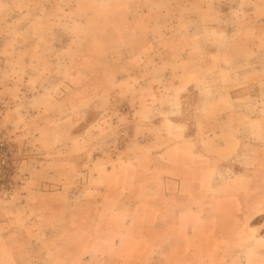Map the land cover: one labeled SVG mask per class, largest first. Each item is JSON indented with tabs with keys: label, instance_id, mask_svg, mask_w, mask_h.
<instances>
[{
	"label": "crops",
	"instance_id": "crops-1",
	"mask_svg": "<svg viewBox=\"0 0 264 264\" xmlns=\"http://www.w3.org/2000/svg\"><path fill=\"white\" fill-rule=\"evenodd\" d=\"M168 1L0 0V136L18 142L21 150L26 148L25 153L36 151L45 157L39 169L44 178L19 176L20 180L12 182L8 190L0 191V264H19L22 255L30 256L36 249L42 250L48 264L62 260L55 248H42L37 228L29 223L21 225L18 220L26 211L50 225L66 217L72 203L62 177L67 168L63 163L58 165L54 156L67 154V149L78 143L73 153H81L80 143L88 128L110 116L117 101H125L121 109L139 116L148 130L143 154L173 155L170 166L157 164L155 168L163 175L170 172L172 176L167 180L177 186H183L184 177L190 173L195 181H205L214 152L215 175L207 179L206 185L219 188L220 194L193 192L183 208L199 212L206 219L211 216L216 234H226L227 227L222 228V222L228 218L224 208L230 201L243 212L244 199L225 191L229 181L222 163L233 155L240 160L246 157V168L232 178L248 176L253 186V174L260 166L257 171L250 167L264 161V142L258 141H264V0H190L200 9L201 18L184 24L163 18L169 10ZM130 39L143 44L139 51L132 50ZM118 41L121 53L117 54ZM90 42L94 44L92 48ZM132 81L137 93L129 96ZM201 86L209 91L203 98L204 129L198 125L197 132L190 133L191 121L180 118L183 103L179 98L181 92ZM91 104L95 108L93 120L89 119ZM84 124H88L87 130L74 132ZM68 136L73 139L72 145ZM197 138L220 139V143L213 150L200 152L194 141ZM170 139L179 141L171 144ZM199 155L204 157L203 168L196 164ZM186 157L194 164L191 162L185 168L186 174H182L181 160ZM26 162L22 171H26ZM110 164L96 163L95 188L102 193L95 205L113 203L108 189L98 185L105 167L108 174L116 168L111 169ZM41 187L47 190L44 204L40 203ZM118 202L131 210L127 215L140 219L150 210L156 219L163 221L167 217L159 208L146 204L147 196L132 193V189L125 188ZM103 215L92 217L101 219ZM258 217L264 218L262 211L251 219ZM131 227L132 222L124 223L123 233L131 234ZM147 229L144 226L137 231L140 237L133 244L121 245L133 250L122 260H112L106 252L91 251L93 257L75 263L145 264ZM49 236L44 237L47 242L51 241ZM255 236L264 242V230ZM156 245L157 250L166 247ZM171 262L207 264L203 258L186 256ZM234 263L245 261L241 258ZM252 264L264 261L254 259Z\"/></svg>",
	"mask_w": 264,
	"mask_h": 264
},
{
	"label": "rangeland",
	"instance_id": "rangeland-1",
	"mask_svg": "<svg viewBox=\"0 0 264 264\" xmlns=\"http://www.w3.org/2000/svg\"><path fill=\"white\" fill-rule=\"evenodd\" d=\"M189 1L183 0L174 5L173 0H169L168 17L164 16L163 18H169L173 21L179 20L183 24L187 20L198 21L201 18V11ZM258 13L262 16V9L258 10ZM140 30L143 31L141 25ZM130 40L132 50L134 52L139 51L143 44ZM118 43L120 42H116L115 50L117 54L121 53ZM88 44L91 48L94 45L93 42ZM107 46L108 44L105 43V47ZM92 56V60L95 61V56ZM159 79H157L158 82ZM130 84L129 96H134L137 93V86L133 81ZM169 93L172 94L173 92ZM205 94H209V91H205L203 86L196 90L193 88L190 91H183L180 94L179 99L183 103V113L180 118L184 121H191L190 133L197 132L198 125L200 130L204 129L203 98ZM124 103L125 101H117L116 107L112 108V112L109 113L110 116H106L107 119L105 117L96 125L93 124L88 130L85 128L88 124L74 129L75 133L87 130L86 136L80 143L81 153L78 155L73 153L76 150L74 148L79 145L78 143L71 149H67V154L54 156L58 165L63 163L67 168L62 177L68 185L67 189L70 190L72 203L68 205L66 217L58 218L50 225L43 218L33 217L32 211H26L24 217L18 220L20 224L28 226L29 223L39 230L40 239L38 240L42 248H46V246L55 248L57 255L62 259L57 264H76L75 262L82 258L93 257L91 251L101 254L106 252L112 260H122L127 253L133 252V250L125 249L121 245L136 242L140 237L137 236V231L144 226H148L146 241L149 244L147 257L144 260L145 264H172V260H179L183 256L190 259L203 258L207 264H219L223 260L228 261L227 264H235L236 259L241 258L244 259L245 264H252L254 259L264 261V242L259 241L255 236L260 230H264V218L251 219V216L259 211L264 214V171H261L263 169L260 170V168H264V161L260 164L254 163L250 167L257 171L258 165L260 166L259 171L253 174L255 175V185L253 186L249 183L248 176L232 178L234 175H238V172H241L243 168H246V157L240 160L233 155L222 163L229 181V185L224 190L229 196L238 195L244 199V214L239 212L240 209L236 207L234 201H230L224 208L228 218L224 223L222 222V228L227 227L226 234H216L215 222L211 216L206 219L199 212L190 213L183 208L186 200L189 199V195L193 192L205 190V192L209 191L212 196L220 194L219 188L210 189L206 185L207 179L213 178L215 175L213 171L216 163L214 152L211 153L212 169L207 172L205 181H195L193 174L190 173L184 177L183 186H177L167 180L172 176L170 172H165L163 175L161 171L157 172L155 168L157 164L170 166L173 162V155L170 153L162 156L143 154L144 147L147 145L148 130L145 125L141 124L139 116L121 109ZM91 108L93 109L89 119L93 120L95 119V108L92 104ZM72 141L71 136H68L69 145H72ZM169 141L172 144L179 140L170 139ZM194 141L197 151L200 152L213 150L220 143V139L215 138L206 140L197 138ZM258 141L264 142L260 138ZM0 142H4L8 148L10 163L9 173L0 180V191L8 190L12 182L20 180L19 176L24 177L33 174L35 178L42 179L45 177L44 173L39 171L45 158L41 153L36 151L25 153L26 148L21 150L18 142L9 137L0 136ZM201 156L199 155V163L196 164H200L199 166L203 168L202 159L204 157ZM125 158L128 159L124 164L123 159ZM23 161H27L25 163L27 164L26 171H22ZM98 161L102 162L103 165L111 163L109 165L111 169L116 167L110 171L111 175L108 174L109 171L105 167V170L101 171V182L98 184L99 188L108 189V195L113 201L110 204L95 205V199L102 193L95 188L94 181ZM191 162L194 164V160L189 157L181 160L182 167L180 170L182 174H186L185 168ZM217 177L220 178L221 176L217 174ZM125 188L126 190L132 189V193L147 196L148 203L146 204L159 208L167 217L163 221L156 219L152 210L142 213V216L144 215L142 219L134 217V214L127 215V212H131V210L118 202V198L123 194ZM38 191L41 195L40 203L44 204L43 194L47 190L41 187ZM108 207L110 210L107 209ZM93 214L96 216L105 214V216L103 215L101 219H95L92 217ZM126 222H132L131 234L123 233L122 228ZM258 227L260 230L257 229ZM236 231L238 232L237 235ZM45 236H49L51 241L47 242L44 239ZM156 243L160 246L165 245V249L157 250ZM45 258L42 250L36 249V252L34 251L30 256L22 255L19 264H31L33 263L31 260H35L34 262L39 264H48ZM95 263L93 261L89 264Z\"/></svg>",
	"mask_w": 264,
	"mask_h": 264
},
{
	"label": "built area",
	"instance_id": "built-area-1",
	"mask_svg": "<svg viewBox=\"0 0 264 264\" xmlns=\"http://www.w3.org/2000/svg\"><path fill=\"white\" fill-rule=\"evenodd\" d=\"M9 151L4 142H0V180L5 178L9 173Z\"/></svg>",
	"mask_w": 264,
	"mask_h": 264
}]
</instances>
